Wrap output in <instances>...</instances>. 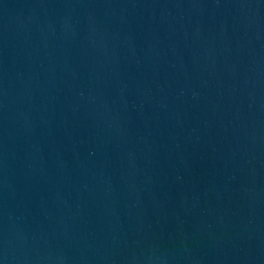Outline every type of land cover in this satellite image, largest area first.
<instances>
[{
    "label": "water",
    "instance_id": "water-1",
    "mask_svg": "<svg viewBox=\"0 0 264 264\" xmlns=\"http://www.w3.org/2000/svg\"><path fill=\"white\" fill-rule=\"evenodd\" d=\"M0 264H264V0H0Z\"/></svg>",
    "mask_w": 264,
    "mask_h": 264
}]
</instances>
